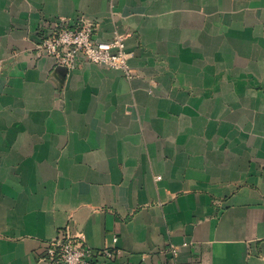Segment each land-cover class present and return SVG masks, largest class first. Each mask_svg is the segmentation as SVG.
<instances>
[{
  "label": "crops",
  "instance_id": "1",
  "mask_svg": "<svg viewBox=\"0 0 264 264\" xmlns=\"http://www.w3.org/2000/svg\"><path fill=\"white\" fill-rule=\"evenodd\" d=\"M82 15L133 77L37 48ZM62 228L99 264H264V0H0V264Z\"/></svg>",
  "mask_w": 264,
  "mask_h": 264
},
{
  "label": "built area",
  "instance_id": "2",
  "mask_svg": "<svg viewBox=\"0 0 264 264\" xmlns=\"http://www.w3.org/2000/svg\"><path fill=\"white\" fill-rule=\"evenodd\" d=\"M96 30L97 23L84 15L76 20L58 17L49 20L48 26L42 29L37 48L54 56L58 63L66 65L69 69L87 61L119 70L126 77H133L135 73L129 62L126 35L116 32L111 39L105 40L95 35ZM115 240L118 238L115 237ZM164 251L175 257L179 246L172 244ZM123 254V249L118 246L92 247L86 243L83 236L62 228L54 240L45 244L40 260L54 264H99L102 261L117 260Z\"/></svg>",
  "mask_w": 264,
  "mask_h": 264
}]
</instances>
